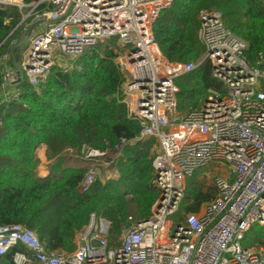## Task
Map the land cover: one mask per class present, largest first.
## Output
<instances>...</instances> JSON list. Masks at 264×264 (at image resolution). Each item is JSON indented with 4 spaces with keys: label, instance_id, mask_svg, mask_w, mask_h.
<instances>
[{
    "label": "built area",
    "instance_id": "obj_1",
    "mask_svg": "<svg viewBox=\"0 0 264 264\" xmlns=\"http://www.w3.org/2000/svg\"><path fill=\"white\" fill-rule=\"evenodd\" d=\"M173 2L0 0V8L16 6L22 15L9 37L20 27V34L29 35L19 68H4L2 87L13 89L10 101L19 99L18 78L38 86L53 67L65 66L60 59H78L116 38L123 47L117 58L126 77L123 100L142 126L136 141L155 138L158 143L153 184L159 193L150 217L124 226L116 240L112 222L90 213L70 253L48 248L23 224L0 225V257L20 245L15 264H264V247L244 244L254 225L264 226V58L248 63V44L226 26L223 13L203 10L198 39L204 56L196 63L168 61L153 25ZM9 58L5 53L0 62ZM204 61L212 64L223 90L212 91L200 108L181 113L175 79ZM80 154L90 161L80 184L86 192L100 177L108 150L84 146ZM211 163L225 168L214 178L217 196L197 213L183 212L186 179Z\"/></svg>",
    "mask_w": 264,
    "mask_h": 264
},
{
    "label": "trees",
    "instance_id": "obj_2",
    "mask_svg": "<svg viewBox=\"0 0 264 264\" xmlns=\"http://www.w3.org/2000/svg\"><path fill=\"white\" fill-rule=\"evenodd\" d=\"M203 10L223 13L226 26L247 42L248 63L264 58V0H174L153 25L155 41L168 61L196 63L204 56L205 47L198 39ZM21 19L18 7L0 8V56L10 54L11 41L21 27L9 35ZM116 42L112 38L88 50L71 70L53 67L38 86L23 78L16 101L7 99L13 89L2 87L5 65L15 68V63L11 58L7 64L0 62V225L23 224L51 249L74 251L77 235L92 212L112 222L111 239L116 240L115 235L131 225L129 217L149 218L158 198L153 184L158 143L155 138L136 141L142 126L130 117L123 100L126 77L117 63L121 47ZM175 83L181 113L200 108L212 91L223 90L209 61L177 77ZM123 140L128 143L118 151ZM43 144L51 161L45 177L37 173L36 152ZM84 146L108 150L104 159L118 178L100 176L81 192L87 168L73 167L66 152L80 154ZM184 193L182 211L197 213L215 199L217 188L214 184V190L204 189L200 177L193 175L186 179ZM246 242L264 247V226L254 225ZM17 250L23 248L15 246L0 261L15 264Z\"/></svg>",
    "mask_w": 264,
    "mask_h": 264
},
{
    "label": "rangeland",
    "instance_id": "obj_3",
    "mask_svg": "<svg viewBox=\"0 0 264 264\" xmlns=\"http://www.w3.org/2000/svg\"><path fill=\"white\" fill-rule=\"evenodd\" d=\"M108 43V42H107ZM114 43V42H113ZM116 45L117 47H121V51H123V47L118 43L116 42ZM24 59V56L23 54H19L18 56V61H23ZM77 61L78 59H75V60H72V61H69V60H66V59H60V63H66L64 64L65 66H63V69L64 68H67V67H74L75 65H77ZM70 62V63H69ZM58 63V60L57 62ZM69 67V68H70ZM69 156V155H67ZM109 161L106 162V164H101V167H100V176L103 178V179H107V178H113V175H114V169L111 167L110 163L108 164ZM224 168V167H223ZM218 168L217 165L215 163H211L208 167H205L201 170H198L195 175L196 176H199L200 179L203 181V184H204V189H212L214 190V178L217 176V175H220L221 173L223 174V172L225 171V168ZM170 218H173L172 216ZM136 219L135 218H132V221L131 223H133ZM248 244H246L248 247H253V248H257L256 245L252 244L250 245L249 242H246ZM0 264H4L0 261Z\"/></svg>",
    "mask_w": 264,
    "mask_h": 264
},
{
    "label": "crops",
    "instance_id": "obj_4",
    "mask_svg": "<svg viewBox=\"0 0 264 264\" xmlns=\"http://www.w3.org/2000/svg\"><path fill=\"white\" fill-rule=\"evenodd\" d=\"M37 157L39 158V165L37 168V173L41 177H45L49 174L50 164L51 161L47 159V147L46 145H41L37 149ZM66 155H69L68 157H71V165L73 167H86L88 168L90 165V161L85 160L81 154H73L71 150H68L66 152ZM114 169V168H113ZM118 172L116 169H114V175L113 178H118Z\"/></svg>",
    "mask_w": 264,
    "mask_h": 264
},
{
    "label": "water",
    "instance_id": "obj_5",
    "mask_svg": "<svg viewBox=\"0 0 264 264\" xmlns=\"http://www.w3.org/2000/svg\"><path fill=\"white\" fill-rule=\"evenodd\" d=\"M29 42V35L28 34H20L18 37V41L14 44L10 49V58L15 63V66L19 68V63L16 60V56L20 54L27 46ZM18 83L21 82V78H18Z\"/></svg>",
    "mask_w": 264,
    "mask_h": 264
}]
</instances>
